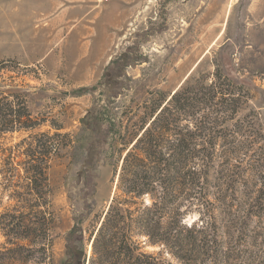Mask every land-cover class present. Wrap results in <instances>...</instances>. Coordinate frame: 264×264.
Listing matches in <instances>:
<instances>
[{
  "label": "trees",
  "instance_id": "1",
  "mask_svg": "<svg viewBox=\"0 0 264 264\" xmlns=\"http://www.w3.org/2000/svg\"><path fill=\"white\" fill-rule=\"evenodd\" d=\"M128 59L125 54L110 61L104 105L86 110L75 134L39 132L4 145L6 134L31 131L45 120L28 109L26 91L0 86V192L14 201L0 213V231L11 245L0 248V260L26 263L38 252L41 263L49 264L53 218L48 171L51 152L57 155L61 148L54 138L63 136L70 148L78 149L89 132L94 137L83 148L86 190L94 191V178L92 186L88 181L97 156L104 154V164L114 166L115 176L125 154L111 200L87 238L89 256L75 246L83 242L79 219L67 233L65 264H172L163 251L181 264H249L247 248L240 247L252 238L250 221L260 226L264 218L260 113L248 109L238 116L253 96L251 87L213 63L210 79L190 77L167 99L161 94L143 102V114L124 126L115 110L122 85L115 72ZM10 62L0 61L1 83ZM98 124H104V132ZM116 152L117 161L111 162ZM194 214L191 223H184ZM232 229L237 231L236 251L223 238ZM144 245L163 249L147 252Z\"/></svg>",
  "mask_w": 264,
  "mask_h": 264
},
{
  "label": "rangeland",
  "instance_id": "2",
  "mask_svg": "<svg viewBox=\"0 0 264 264\" xmlns=\"http://www.w3.org/2000/svg\"><path fill=\"white\" fill-rule=\"evenodd\" d=\"M125 54L129 59L124 69L115 72L122 84L115 110L124 126L143 114V102L161 94L167 99L190 77L210 79L213 63H219L230 78L251 87L253 96L238 116L257 110L264 133V0H0V61L11 60L0 86L26 91L28 109L45 120L31 131L6 134L4 145L39 132L77 133L86 110L104 105V73L110 61ZM98 129L104 132V124ZM92 137L85 132L78 149L70 148L63 136L54 138L61 148L57 155L51 152L48 171L53 218L49 264H65L67 233L79 219L83 242L75 246L89 256L87 238L114 193L125 152L115 176L114 166L104 164V154L97 156L88 181L92 186L94 178V191L84 188L83 148ZM117 157L118 152L110 161ZM13 203L7 192H0V213ZM196 217L189 215L184 223ZM249 229L252 238L240 248L248 250L246 262L262 264L264 218L260 226L250 221ZM236 236L232 229L223 237L233 251ZM5 244L11 247L0 231V248ZM144 249L158 253L163 246ZM162 253L172 264H181ZM0 264L42 263L37 252L26 263L6 259Z\"/></svg>",
  "mask_w": 264,
  "mask_h": 264
},
{
  "label": "bare ground",
  "instance_id": "3",
  "mask_svg": "<svg viewBox=\"0 0 264 264\" xmlns=\"http://www.w3.org/2000/svg\"><path fill=\"white\" fill-rule=\"evenodd\" d=\"M88 249H90V246L88 247Z\"/></svg>",
  "mask_w": 264,
  "mask_h": 264
}]
</instances>
